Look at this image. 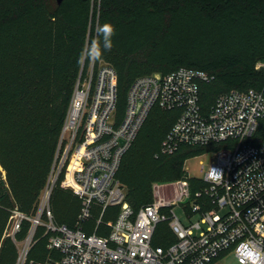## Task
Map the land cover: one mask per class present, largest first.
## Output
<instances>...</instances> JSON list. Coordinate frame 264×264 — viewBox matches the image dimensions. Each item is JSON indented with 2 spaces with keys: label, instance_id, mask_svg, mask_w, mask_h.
Here are the masks:
<instances>
[{
  "label": "trees",
  "instance_id": "16d2710c",
  "mask_svg": "<svg viewBox=\"0 0 264 264\" xmlns=\"http://www.w3.org/2000/svg\"><path fill=\"white\" fill-rule=\"evenodd\" d=\"M105 22L115 28L111 50L103 48ZM91 42H97L92 51ZM93 54L97 64L106 61L118 73L120 119L138 77L181 67L213 76L200 84L207 110L232 90L264 92V67L257 68L264 63V0H0V264H17L18 244L32 228L25 219L15 239L6 234L7 208L36 216L76 81ZM178 116V110L155 107L123 156L118 178L135 209L150 203L154 183L185 178L189 158L226 146L184 145L162 154ZM249 142H264V120ZM59 185L50 199L54 222L73 228L81 200ZM48 238L39 226L27 260L55 254ZM156 243L167 245L160 238Z\"/></svg>",
  "mask_w": 264,
  "mask_h": 264
},
{
  "label": "built area",
  "instance_id": "2783aa9c",
  "mask_svg": "<svg viewBox=\"0 0 264 264\" xmlns=\"http://www.w3.org/2000/svg\"><path fill=\"white\" fill-rule=\"evenodd\" d=\"M84 66L33 219L32 237L37 226H44L47 248L55 254L28 263L32 238H27L18 264H213L229 255L240 264H264V142H249L264 120V92L232 90L205 110L200 84L213 76L181 67L138 77L120 119L115 68L106 61L97 64L94 54L86 72ZM155 107L179 111L162 142V154H175L184 145L226 146L202 154H211L212 160L207 169L201 162L206 171L197 188L187 175L177 180L174 195L168 198L160 195L163 184L154 183L158 197L135 209L126 200L118 172ZM59 179L81 200L73 228L54 222L50 199ZM179 204L199 220L186 226L173 210ZM44 214L47 222L42 221ZM25 219L32 218L17 207L12 210L9 234L14 239ZM166 221L175 240L165 246L156 239L159 225Z\"/></svg>",
  "mask_w": 264,
  "mask_h": 264
},
{
  "label": "rangeland",
  "instance_id": "374dc122",
  "mask_svg": "<svg viewBox=\"0 0 264 264\" xmlns=\"http://www.w3.org/2000/svg\"><path fill=\"white\" fill-rule=\"evenodd\" d=\"M100 3V0H98V4ZM264 67V63L263 62H258L257 63V68L260 69ZM212 160V155L211 154H206V155H200V156H195V157H191L189 158L187 161H186V164H185V169L189 175L190 178H192L194 181H199V179H202L204 178L205 176V169H202V163L205 164L206 166V169L207 167L209 166L210 162ZM1 166H0V170H1ZM51 174V172H50ZM3 177L5 178V172H3ZM1 179V177H0ZM177 180H172V181H162V182H159L161 184H163V187L164 188H161L163 191H164V194H160V195H166L168 198L172 197L174 195V192H175V184H176ZM58 184H60L59 186H61V180H57V183L55 184L54 187H56ZM63 188V187H62ZM161 190V191H162ZM157 194L155 193V190L152 186V197H151V201L152 202L153 200H155L157 198ZM149 203V202H148ZM50 207H51V202H50ZM16 206H10L7 208V210L10 212V214L12 213V210L15 209ZM40 208V206H39ZM173 210L174 212L177 214V216L181 219V221L186 225V226H190L191 224L193 223H196L198 220H199V216L198 215H193L191 214L190 210L188 207H185V205H177V206H174L173 207ZM38 213H39V209L36 213V216H34L32 219H31V222H32V228H31V231L33 229V224H34V220L37 216H38ZM53 213V211H52ZM54 217V216H53ZM42 221L44 222H47L48 221V217L46 214H44L42 216ZM162 226L160 227V229L158 230V235H159V238L160 240H162L164 243H167L169 239L172 238L173 234H170L171 231H169L168 229V226H169V223L168 221L166 222H163L161 223ZM160 224V225H161ZM41 226V225H39ZM37 226V228L39 227ZM44 227V226H43ZM36 228V230H37ZM45 228V227H44ZM12 230V221H11V216L8 220V224H7V227H6V234H9ZM36 230L34 232V235L32 237V240L29 244L30 246V249L34 243V236H35V233H36ZM30 231V233H31ZM29 233V235H30ZM45 234H46V228H45ZM28 235V236H29ZM28 238V237H27ZM19 257H18V262L17 264L19 263V259H20V256L24 250V247H25V240L23 242H20L19 244ZM29 249V251H30ZM28 263L31 262V260H27ZM213 264H240L237 259L235 258V256L233 255H229V256H226V257H223L217 261H215Z\"/></svg>",
  "mask_w": 264,
  "mask_h": 264
},
{
  "label": "clouds",
  "instance_id": "9594fccd",
  "mask_svg": "<svg viewBox=\"0 0 264 264\" xmlns=\"http://www.w3.org/2000/svg\"><path fill=\"white\" fill-rule=\"evenodd\" d=\"M100 28H101L102 35L104 37L103 48L106 50H111V48L113 46L112 38H113V35L115 33V28L109 22H105L104 24H102L100 26ZM96 47H97V42H91L88 45V48L90 51L95 50Z\"/></svg>",
  "mask_w": 264,
  "mask_h": 264
},
{
  "label": "water",
  "instance_id": "95a60500",
  "mask_svg": "<svg viewBox=\"0 0 264 264\" xmlns=\"http://www.w3.org/2000/svg\"><path fill=\"white\" fill-rule=\"evenodd\" d=\"M58 1L60 2L61 0H58ZM32 231H31L30 235L28 236V240L30 239V237L32 238V233H33Z\"/></svg>",
  "mask_w": 264,
  "mask_h": 264
},
{
  "label": "bare ground",
  "instance_id": "6f19581e",
  "mask_svg": "<svg viewBox=\"0 0 264 264\" xmlns=\"http://www.w3.org/2000/svg\"><path fill=\"white\" fill-rule=\"evenodd\" d=\"M30 240H31V237H30V239L28 241H30Z\"/></svg>",
  "mask_w": 264,
  "mask_h": 264
}]
</instances>
